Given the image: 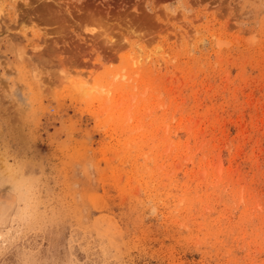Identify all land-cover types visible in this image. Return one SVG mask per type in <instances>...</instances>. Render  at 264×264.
I'll use <instances>...</instances> for the list:
<instances>
[{"label":"rangeland","instance_id":"obj_1","mask_svg":"<svg viewBox=\"0 0 264 264\" xmlns=\"http://www.w3.org/2000/svg\"><path fill=\"white\" fill-rule=\"evenodd\" d=\"M0 264H264V0H0Z\"/></svg>","mask_w":264,"mask_h":264},{"label":"bare ground","instance_id":"obj_2","mask_svg":"<svg viewBox=\"0 0 264 264\" xmlns=\"http://www.w3.org/2000/svg\"><path fill=\"white\" fill-rule=\"evenodd\" d=\"M12 38H13V37H12ZM102 39H103V38H102ZM110 44H111V43H110ZM111 46H112V45H111ZM73 49H74V48H73ZM91 50H92V52H95V53H99V52H100V51L97 49L96 46H93ZM19 51H20V50H19ZM65 51H67V50L65 49ZM65 51H64V52H65ZM84 53H85V52H84ZM84 53H83V54H84ZM19 55H20V54H19ZM70 55H71V53H70ZM78 55H79V54H78ZM85 55H86V54H84V56H85ZM21 56H22V55H21ZM65 56H66V55H65ZM66 57H67V56H66ZM68 58H69L68 60H69L70 62L73 61V59H72L71 57L68 56ZM73 62H74V61H73ZM73 62H72V63H73Z\"/></svg>","mask_w":264,"mask_h":264}]
</instances>
